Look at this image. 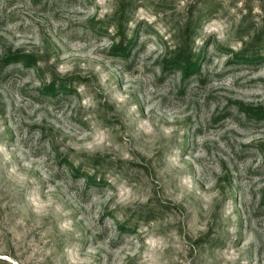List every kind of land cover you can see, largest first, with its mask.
Listing matches in <instances>:
<instances>
[{
    "label": "rangeland",
    "instance_id": "rangeland-1",
    "mask_svg": "<svg viewBox=\"0 0 264 264\" xmlns=\"http://www.w3.org/2000/svg\"><path fill=\"white\" fill-rule=\"evenodd\" d=\"M262 114L264 0H0V264H264Z\"/></svg>",
    "mask_w": 264,
    "mask_h": 264
},
{
    "label": "trees",
    "instance_id": "trees-1",
    "mask_svg": "<svg viewBox=\"0 0 264 264\" xmlns=\"http://www.w3.org/2000/svg\"><path fill=\"white\" fill-rule=\"evenodd\" d=\"M185 67H184V69H186V68H190V66H191V69H193V66H192V64L190 63V60L188 59L187 60V62L185 63ZM188 71L187 70H184V73H187ZM261 116H263V117H260V118H264V115L262 114Z\"/></svg>",
    "mask_w": 264,
    "mask_h": 264
}]
</instances>
